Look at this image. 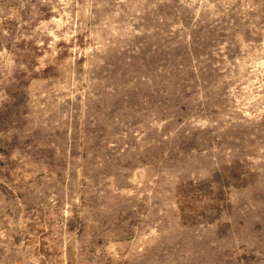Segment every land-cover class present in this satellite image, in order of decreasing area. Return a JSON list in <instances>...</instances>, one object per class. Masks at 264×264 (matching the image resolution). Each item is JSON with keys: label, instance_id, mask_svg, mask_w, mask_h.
Returning <instances> with one entry per match:
<instances>
[{"label": "rangeland", "instance_id": "rangeland-1", "mask_svg": "<svg viewBox=\"0 0 264 264\" xmlns=\"http://www.w3.org/2000/svg\"><path fill=\"white\" fill-rule=\"evenodd\" d=\"M0 264H264V0H0Z\"/></svg>", "mask_w": 264, "mask_h": 264}]
</instances>
